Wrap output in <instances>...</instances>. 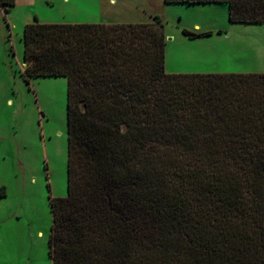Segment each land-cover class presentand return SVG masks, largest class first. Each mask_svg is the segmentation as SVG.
<instances>
[{"label": "trees", "instance_id": "obj_1", "mask_svg": "<svg viewBox=\"0 0 264 264\" xmlns=\"http://www.w3.org/2000/svg\"><path fill=\"white\" fill-rule=\"evenodd\" d=\"M164 1L224 3L231 23L264 22V0ZM23 39L27 82L68 79L52 264H264V72H167L158 15L36 19Z\"/></svg>", "mask_w": 264, "mask_h": 264}, {"label": "rangeland", "instance_id": "obj_2", "mask_svg": "<svg viewBox=\"0 0 264 264\" xmlns=\"http://www.w3.org/2000/svg\"><path fill=\"white\" fill-rule=\"evenodd\" d=\"M73 1L77 5L69 6L67 0H15L9 11L0 7V264L51 260L50 196L68 193V79L27 82L21 75L27 67V23L135 20L116 7H141L146 22L155 15L164 20L167 72H264V22L231 23L227 4ZM30 8L36 10L33 16ZM184 29L211 34L191 38Z\"/></svg>", "mask_w": 264, "mask_h": 264}, {"label": "crops", "instance_id": "obj_3", "mask_svg": "<svg viewBox=\"0 0 264 264\" xmlns=\"http://www.w3.org/2000/svg\"><path fill=\"white\" fill-rule=\"evenodd\" d=\"M68 2H67V4L69 5V6H71V5H77L73 0H67ZM70 1V2H69ZM74 2V3H73ZM117 3V2H116ZM120 3V2H119ZM51 4H54V2L53 1H51ZM115 5V4H114ZM115 7H116V5H115ZM31 9V13H30V15L31 16H33V14H34V12L36 11V10H34V9H32V8H30ZM116 11H120V13L121 14H123V13H127V15L129 16V17H133V18H135V20H121V21H111V22H146L145 20H143L145 17H147V14H145L144 13V10L143 9H141V7H128L127 9H119V8H117L116 7ZM93 22H98V21H93ZM100 22H102V21H100ZM197 27L198 26H200L199 24H197L196 25ZM166 66H167V61H166ZM176 70H179L180 72H189V71H183V70H180V69H176ZM175 73V72H174ZM0 242H1V240H0ZM49 259H51V260H47V263L46 264H50V263H52L53 261H52V258L50 257V255H49ZM50 262V263H49Z\"/></svg>", "mask_w": 264, "mask_h": 264}]
</instances>
